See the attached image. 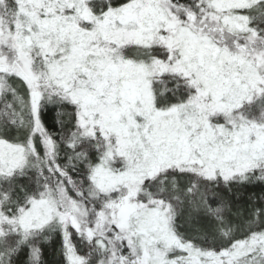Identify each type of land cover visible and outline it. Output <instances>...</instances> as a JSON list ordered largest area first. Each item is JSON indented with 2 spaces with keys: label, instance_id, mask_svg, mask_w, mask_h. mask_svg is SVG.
Masks as SVG:
<instances>
[{
  "label": "snow or ice",
  "instance_id": "1",
  "mask_svg": "<svg viewBox=\"0 0 264 264\" xmlns=\"http://www.w3.org/2000/svg\"><path fill=\"white\" fill-rule=\"evenodd\" d=\"M53 237L264 264V0H0V264Z\"/></svg>",
  "mask_w": 264,
  "mask_h": 264
},
{
  "label": "trees",
  "instance_id": "2",
  "mask_svg": "<svg viewBox=\"0 0 264 264\" xmlns=\"http://www.w3.org/2000/svg\"><path fill=\"white\" fill-rule=\"evenodd\" d=\"M46 115H47V122L49 124L55 123L57 119V113L55 111H50ZM254 192L259 194L260 193L259 187H257L254 190ZM45 259H46V264H61L60 242L57 237H53L52 242L47 245Z\"/></svg>",
  "mask_w": 264,
  "mask_h": 264
}]
</instances>
